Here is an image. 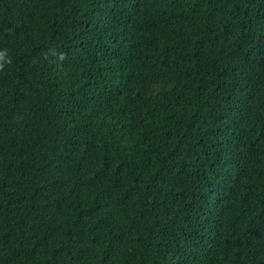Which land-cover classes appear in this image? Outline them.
<instances>
[{
  "label": "trees",
  "instance_id": "16d2710c",
  "mask_svg": "<svg viewBox=\"0 0 264 264\" xmlns=\"http://www.w3.org/2000/svg\"><path fill=\"white\" fill-rule=\"evenodd\" d=\"M0 264H264V0H0Z\"/></svg>",
  "mask_w": 264,
  "mask_h": 264
},
{
  "label": "clouds",
  "instance_id": "9594fccd",
  "mask_svg": "<svg viewBox=\"0 0 264 264\" xmlns=\"http://www.w3.org/2000/svg\"><path fill=\"white\" fill-rule=\"evenodd\" d=\"M3 65H0V68H2ZM259 183H263L264 184V181L263 180H260Z\"/></svg>",
  "mask_w": 264,
  "mask_h": 264
}]
</instances>
